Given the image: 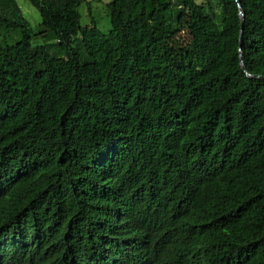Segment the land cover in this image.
I'll list each match as a JSON object with an SVG mask.
<instances>
[{
	"label": "trees",
	"instance_id": "1",
	"mask_svg": "<svg viewBox=\"0 0 264 264\" xmlns=\"http://www.w3.org/2000/svg\"><path fill=\"white\" fill-rule=\"evenodd\" d=\"M28 2L36 29L0 0V264H264V0H110L107 33Z\"/></svg>",
	"mask_w": 264,
	"mask_h": 264
},
{
	"label": "rangeland",
	"instance_id": "2",
	"mask_svg": "<svg viewBox=\"0 0 264 264\" xmlns=\"http://www.w3.org/2000/svg\"><path fill=\"white\" fill-rule=\"evenodd\" d=\"M203 1L205 0H197V2ZM109 2L110 0H93V4H91V7L93 9L92 16L97 21V28L103 33H107L110 29V21L106 9V4ZM19 4L25 19L34 29H36L38 24L40 23V16L38 11L28 2V0H20ZM85 6L86 4H84L79 9V13L81 15L80 22L83 27L86 25H90V18Z\"/></svg>",
	"mask_w": 264,
	"mask_h": 264
},
{
	"label": "crops",
	"instance_id": "3",
	"mask_svg": "<svg viewBox=\"0 0 264 264\" xmlns=\"http://www.w3.org/2000/svg\"><path fill=\"white\" fill-rule=\"evenodd\" d=\"M19 1H20V0H17V3H18V5L20 6ZM20 8H21V7H20Z\"/></svg>",
	"mask_w": 264,
	"mask_h": 264
},
{
	"label": "water",
	"instance_id": "4",
	"mask_svg": "<svg viewBox=\"0 0 264 264\" xmlns=\"http://www.w3.org/2000/svg\"><path fill=\"white\" fill-rule=\"evenodd\" d=\"M241 67L244 69V66H243V64L241 63Z\"/></svg>",
	"mask_w": 264,
	"mask_h": 264
}]
</instances>
